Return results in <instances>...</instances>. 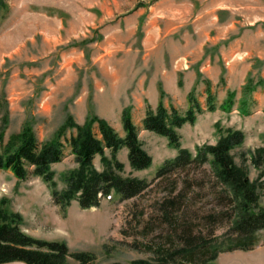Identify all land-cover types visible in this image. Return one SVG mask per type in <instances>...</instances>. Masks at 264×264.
I'll return each mask as SVG.
<instances>
[{"label": "rangeland", "instance_id": "obj_1", "mask_svg": "<svg viewBox=\"0 0 264 264\" xmlns=\"http://www.w3.org/2000/svg\"><path fill=\"white\" fill-rule=\"evenodd\" d=\"M0 2V130L5 128L6 141L26 123L40 141L52 139L69 116L79 124L98 116L125 135L122 115L128 109L153 163L136 170L126 148L117 156L124 175L151 180L179 148L144 129L146 112L162 101L168 109L185 113L193 93L203 111L177 129L180 147L195 152L230 131H243L244 141L232 153L249 179L258 180L264 205V165L252 162L255 151L264 147V0ZM248 84L251 90L246 91ZM211 93L214 111L207 108ZM231 94L232 104L224 108ZM74 131L69 129L67 137ZM64 142V156L52 166L57 189L65 188V176L78 166ZM94 163L103 170L99 155ZM197 174L199 180L215 179L208 164ZM166 191L167 186L154 184L128 199L113 192L98 207L82 208L77 201L61 207L43 177L19 180L0 169V200L7 199V211L22 214L23 230L65 242L71 252L93 253V264L153 259L148 243L166 231L147 222ZM186 194L185 212L188 221L198 224L196 230L207 213L221 209L208 186L189 185ZM228 228L224 220L214 232L205 228L204 234L214 239ZM257 236L253 249L221 252L214 263L264 264V228ZM68 264L80 262L69 257Z\"/></svg>", "mask_w": 264, "mask_h": 264}, {"label": "trees", "instance_id": "obj_2", "mask_svg": "<svg viewBox=\"0 0 264 264\" xmlns=\"http://www.w3.org/2000/svg\"><path fill=\"white\" fill-rule=\"evenodd\" d=\"M245 90H251L249 84ZM233 95L223 104L224 108L232 104ZM189 97L191 107L185 113L176 107L168 109L162 101L156 110L149 107L146 112L142 121L144 129L168 138L179 148L178 154L167 159L151 180L124 175V163L117 156L121 149L126 148L130 165L136 170L147 169L153 163V157L139 138L138 126L128 109L122 115L125 135L98 116L88 117L83 124L69 116L55 136L45 141L39 140L30 123L12 133L7 141L4 128L0 130V169L11 171L19 180H25L29 175L43 177L52 189L54 203L61 207L70 205L72 201H77L82 208L98 207L113 192L122 199H128L140 195L154 184L167 186L166 194L157 201V211L147 222L151 225L156 222L166 231L163 237H153L148 243L154 258L107 264H215L214 260L221 252L251 250L257 245V234L264 228V205L260 204L258 180L249 179L247 169L236 162L232 153L243 143V131H230L215 144L197 146L195 152L180 147L177 129L187 122L193 123L197 113L203 111L193 93ZM215 100V96L209 94L208 110L216 109ZM74 128L75 131L67 137L68 130ZM64 139L78 166L65 176V188L57 189L52 166L64 156ZM106 150L110 151V156ZM97 155L101 158L103 170L97 169L94 163ZM252 162L256 167L264 165V147L255 151ZM206 164L215 179H198L197 170ZM177 172L179 177L173 178ZM192 184L203 189L208 186L216 192V204L221 207L219 211L207 213L198 230L195 229L198 224L188 221L185 212V200L189 197L186 187ZM7 203L6 198L0 200V264L14 261L68 264L69 257L80 264H93L96 258L93 253L71 252L65 242L28 234L22 228V214L7 211ZM224 220L229 223V228L222 237L212 239L204 234L205 228L210 227V232H214L215 226ZM149 226H146L148 234L153 231Z\"/></svg>", "mask_w": 264, "mask_h": 264}]
</instances>
